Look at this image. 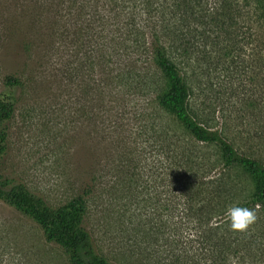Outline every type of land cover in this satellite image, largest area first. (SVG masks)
I'll list each match as a JSON object with an SVG mask.
<instances>
[{
	"label": "rangeland",
	"instance_id": "rangeland-1",
	"mask_svg": "<svg viewBox=\"0 0 264 264\" xmlns=\"http://www.w3.org/2000/svg\"><path fill=\"white\" fill-rule=\"evenodd\" d=\"M186 15L184 31L214 52L189 59L191 105L264 164V0H0V97L16 99L0 173L53 206L89 192L86 227L111 264L169 262L165 245L140 231L172 229L158 208L162 195L180 198L174 174L188 178L191 166L179 169V156L193 144L159 109L157 71L145 51L163 19L179 26ZM213 17L226 21L217 44ZM134 21L146 39L129 33ZM113 47L119 53L111 57ZM9 77L20 86L6 85ZM214 152L194 150V182L212 177L216 167L206 173L200 165L217 166ZM127 212L132 222L122 226ZM0 264L70 263L38 225L0 202Z\"/></svg>",
	"mask_w": 264,
	"mask_h": 264
},
{
	"label": "trees",
	"instance_id": "trees-1",
	"mask_svg": "<svg viewBox=\"0 0 264 264\" xmlns=\"http://www.w3.org/2000/svg\"><path fill=\"white\" fill-rule=\"evenodd\" d=\"M212 21L217 29L212 39L217 44L223 37L222 30H226V21L218 20L217 17H213ZM186 22L187 15L181 16L179 26L174 24L173 17L163 19L162 28L155 29L159 34L153 33V40L145 52L157 71L159 109L176 120L193 144L190 150L179 156V169L190 166L191 169L186 172L188 178H178V174H174L180 198H171L167 202L162 195V204L159 208L157 205L158 209L162 207L166 211L172 221L169 233L166 226L145 227L140 233L148 241L160 240L165 245L166 251L163 245L158 251L163 253L164 250L169 258L167 263L161 258L164 264H264V164L238 151L222 130L204 124L198 111L191 105L193 92L187 79L189 59L195 56L203 60L204 56H212L214 52H204L199 48L198 33L189 37L184 31ZM136 25L134 21L129 33L145 38L147 32L136 28ZM208 33L207 38L210 39L214 32L212 30ZM127 51L128 48L124 49L121 55L127 57ZM118 53L113 47L112 54L109 55L112 57ZM6 85L15 88L20 86V82L15 77H9ZM15 107L13 93L0 97V163L8 150L5 125L12 120ZM204 146L215 149L218 165L210 164L208 159L204 160L200 167H204L206 173L212 166L216 170L208 180L205 179L210 174L203 176L202 173L198 181L194 182L192 178L196 176L193 175V160L198 157L194 150ZM242 180L247 184H242ZM88 194L86 192L75 197L64 205L53 206L24 183H15L0 173V202L38 225L45 240L61 248L70 264H111L104 255L96 251L93 235L86 227ZM232 205L256 211V221L245 232H233L229 229L225 213ZM127 214L128 212L124 214L125 219L120 220L122 226L132 222L131 216L127 217ZM177 214L181 215L183 221L179 225L174 221ZM142 237L138 236L139 239Z\"/></svg>",
	"mask_w": 264,
	"mask_h": 264
},
{
	"label": "clouds",
	"instance_id": "clouds-1",
	"mask_svg": "<svg viewBox=\"0 0 264 264\" xmlns=\"http://www.w3.org/2000/svg\"><path fill=\"white\" fill-rule=\"evenodd\" d=\"M225 214L233 232H245L257 219L255 210L239 205L228 207Z\"/></svg>",
	"mask_w": 264,
	"mask_h": 264
}]
</instances>
